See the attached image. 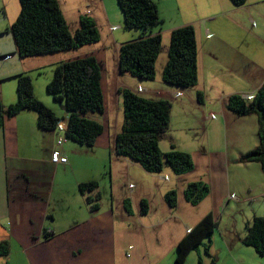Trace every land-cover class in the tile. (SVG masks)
Returning a JSON list of instances; mask_svg holds the SVG:
<instances>
[{
  "label": "crops",
  "instance_id": "crops-1",
  "mask_svg": "<svg viewBox=\"0 0 264 264\" xmlns=\"http://www.w3.org/2000/svg\"><path fill=\"white\" fill-rule=\"evenodd\" d=\"M152 1L163 20L158 32L164 55L173 29L194 27L198 67L194 87L177 89L162 82L167 59L165 56L163 61L161 53L153 81L120 75L118 67L108 64V54H100V50L82 55L74 51L65 54L72 56L66 58H62L66 52L20 58L21 66L4 70L7 80H16L19 75L30 77L34 97L60 121L55 130L44 131L37 125L36 113L24 110L7 118L0 129V243L8 247V255L0 256V264H173L178 242L206 215L211 214L215 221L245 213L235 241L238 244L253 218L264 217V173L257 163L238 162L242 154L258 145V118L238 117L227 109L230 96H253L264 82V55L258 58L251 54L256 43L264 46V40L255 38L264 26V0H246L242 7L230 0ZM5 2L8 0L0 10L3 16ZM58 3L66 21V11L70 10L78 21L79 16L89 17L98 31L101 21L112 35L122 29L117 10L102 0ZM88 3L90 12L86 11ZM112 28H117L116 32ZM125 42L115 39L112 43L118 49ZM241 49L237 64L234 56ZM86 56L98 61L104 101L103 114L90 116L103 126L93 146L66 139L65 107L47 93L36 92L34 81L38 80L32 79L42 68L55 69L62 62ZM230 69L238 73V81L224 79ZM5 81L0 82V97L7 108L17 97L14 86L5 87ZM114 85L117 93L111 104L107 90ZM120 86L147 99L171 103L170 129L162 136L159 149L165 153L174 148L190 154L194 164L191 172L175 175L166 168L151 174L138 163L116 155L115 138L123 119ZM60 137L65 141L58 146ZM56 149L67 158L66 164L51 162ZM88 182L98 184L96 211H91L87 202L94 192L79 190L81 183ZM192 182L209 187L208 195L195 206L184 197ZM170 192L176 195L173 208L165 199ZM143 202L147 205L144 215ZM225 245L229 248L230 244Z\"/></svg>",
  "mask_w": 264,
  "mask_h": 264
},
{
  "label": "trees",
  "instance_id": "trees-1",
  "mask_svg": "<svg viewBox=\"0 0 264 264\" xmlns=\"http://www.w3.org/2000/svg\"><path fill=\"white\" fill-rule=\"evenodd\" d=\"M19 14L6 29L12 36L19 58H29L60 52L76 51L81 47L98 43L99 31L87 16H79V27H70L60 9L58 0H18ZM123 15V27L138 32L137 38L118 48V73L134 78L153 81L156 62L162 50V37L158 32L163 20L152 0H116ZM242 7L246 0H230ZM167 61L162 71V82L177 88L194 87L198 80L197 41L194 27L184 25L173 29L169 35ZM101 72L94 56L68 60L57 65L45 91L53 101L64 104L67 113L66 139L79 145L93 146L103 126L90 118L104 112L101 91ZM17 100L4 108L0 97V129L7 118L21 111H33L41 130L57 128L60 119L33 95L32 81L27 75L16 78ZM122 99V123L115 138L116 155L128 158L148 173L158 174L170 169L175 175L191 172L194 168L190 154L172 148L161 152L159 142L170 129L171 103L168 100H151L129 89H119ZM200 99L198 95V100ZM227 109L238 117L256 115L258 118V145L238 158L241 164L257 163L264 173V82L250 100L232 95ZM82 193L94 192L87 198L90 210L99 209L100 194L96 182L81 183ZM209 192L203 182L189 183L184 191L185 200L198 205ZM170 207L176 205L175 192L165 196ZM130 213V205L125 202ZM142 215L147 213L146 203L141 206ZM216 229L211 214L206 215L178 242L173 264H185L188 255ZM259 257H264V217H255L246 227L241 239ZM206 254L209 247L205 248ZM8 255L6 243H0V256ZM199 264H202L199 261ZM210 264H216L212 257Z\"/></svg>",
  "mask_w": 264,
  "mask_h": 264
},
{
  "label": "rangeland",
  "instance_id": "rangeland-1",
  "mask_svg": "<svg viewBox=\"0 0 264 264\" xmlns=\"http://www.w3.org/2000/svg\"><path fill=\"white\" fill-rule=\"evenodd\" d=\"M103 2L110 4L113 6V9L115 8L117 12L119 13V21L121 22V28L117 32L115 31L117 28H115L113 31L116 32L114 35L108 32V28L106 29L105 25L102 23V21L99 24V33H100V40L98 43L89 45L81 49L77 52L78 55H82L87 51H98L100 54L102 51H105L106 54H108V64H111L114 68L118 67V49L116 48L115 44L112 42H115V39L117 41H121V39H124L125 41H130L136 38L137 34L135 30H127L123 27V20L121 15V11L119 7L117 6L116 0H102ZM4 0H0V10L4 7ZM75 0H69L70 4H73ZM6 3V15L3 16V12H0V82L2 80L6 81L3 83V85L6 86H14V93L16 94V80H7V78L4 79L5 69H9L10 71L15 69V66H21V62L19 61L20 58L14 54L16 52L15 45L12 39V36L9 32H5L6 29L9 28V26L14 21L13 18L16 15V12L19 11V4L15 2L14 0H8ZM249 6V5H248ZM247 6V7H248ZM109 7V6H108ZM91 4L88 3L86 6V11L90 12ZM67 23L70 27V32L73 33L78 27H79V21L77 18L75 19V13H70V10H67ZM93 19V18H92ZM160 25L159 27H161ZM113 36V38H112ZM256 39L264 40V26L262 27V33H260ZM121 43V42H118ZM107 45V46H106ZM119 47V46H118ZM254 51L251 52L252 55L261 58L262 55H264V46L262 44L256 43L254 45ZM238 53L234 56V61L238 64L239 59L241 58V55L243 54L242 49L237 50ZM72 52H66L62 53V58L66 57H72L65 54H73ZM9 55L7 59L2 58L4 55ZM14 54V55H13ZM167 59V55H164L161 53V59ZM27 59L26 62H28ZM59 63V62H57ZM112 67V68H113ZM237 67V66H236ZM234 67V68H236ZM52 67H46L42 68L40 72H38L36 75L32 76V79H37L38 81H34L36 83V92L41 93L42 95L46 93L45 88L43 89V85L48 78L49 75H52L53 72ZM238 73L229 70L224 76L225 80H232L238 81L237 76ZM3 77V78H1ZM52 78V76H51ZM32 81V80H31ZM116 86L114 85V88L109 87L107 90L108 96L112 99L110 100V103L113 104L114 96L117 93L116 92ZM119 88L124 89L123 86H120ZM131 89V88H127ZM134 89V88H132ZM121 96V95H120ZM50 98V97H49ZM50 100H52L50 98ZM40 101V100H39ZM43 103L42 101H40ZM15 103V102H14ZM64 106V104H62ZM245 213L236 214L233 217H226L224 216L222 219L217 217L215 219L216 223V229L212 233L209 239H205L200 245H198L187 257L185 264H199V261H201L202 264H210L211 258H216V264H264V257H259L252 248L247 247L242 244V242L236 243L235 241L238 239L237 233L240 231V226H243V217ZM251 223V222H250ZM237 227L235 228V226ZM247 227V226H246ZM244 237V236H243ZM242 237V238H243ZM241 238V239H242ZM240 239V241H241ZM229 243V248L225 245V243ZM235 242V243H234ZM209 247V253L206 254L205 248ZM193 254V255H191ZM191 255V256H190ZM193 256V261L190 263V258Z\"/></svg>",
  "mask_w": 264,
  "mask_h": 264
},
{
  "label": "built area",
  "instance_id": "built-area-1",
  "mask_svg": "<svg viewBox=\"0 0 264 264\" xmlns=\"http://www.w3.org/2000/svg\"><path fill=\"white\" fill-rule=\"evenodd\" d=\"M115 28H112V30H114ZM251 95H241V98L245 99V100H250L251 99ZM214 117L212 116L211 119H213ZM65 141V138L60 137L57 140V145L61 146ZM51 162L54 164H66L67 163V158L61 154V152L56 149L52 152L51 154V158H50Z\"/></svg>",
  "mask_w": 264,
  "mask_h": 264
}]
</instances>
